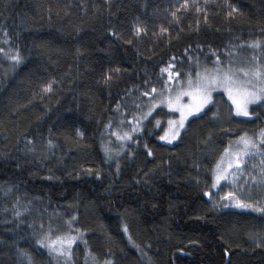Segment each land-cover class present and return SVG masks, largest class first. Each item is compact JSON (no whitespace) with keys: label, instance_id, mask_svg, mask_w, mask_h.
I'll return each instance as SVG.
<instances>
[{"label":"trees","instance_id":"16d2710c","mask_svg":"<svg viewBox=\"0 0 264 264\" xmlns=\"http://www.w3.org/2000/svg\"><path fill=\"white\" fill-rule=\"evenodd\" d=\"M236 60L264 73V0H0V264H264V207L212 179L236 138L264 152V99L111 141L167 78ZM71 233L67 261L48 243Z\"/></svg>","mask_w":264,"mask_h":264},{"label":"rangeland","instance_id":"374dc122","mask_svg":"<svg viewBox=\"0 0 264 264\" xmlns=\"http://www.w3.org/2000/svg\"><path fill=\"white\" fill-rule=\"evenodd\" d=\"M226 67H232L234 70L228 68H224L223 70L221 68L214 67L213 69H204L197 73L201 76L205 74L213 76L216 75L217 72H220L221 74L228 72L233 76L234 81L237 82L236 87H246L251 91L257 92V94L261 97H264V90H262L264 89L263 72L255 67L250 68L244 64L241 66L240 61L237 60L233 61L232 64L228 63ZM245 72L248 73L247 76L244 75ZM257 72L261 74V78H258L255 75ZM197 73L186 79H181L176 74L167 78L161 89L153 90L148 95V101L146 103L144 114H142L141 118L137 121L129 120L131 130L123 133L126 135V138L118 137L120 133H115L114 140H111L113 146L115 145L117 149H121L119 143L121 144L126 139H130L132 136L137 134L141 129L140 124L142 119L149 118L152 112L158 108H164L166 111L174 115L165 122V129L159 137V141L167 145H171L176 142L188 120L201 114L206 106L212 101L211 99L209 103L205 104L199 112L192 111L191 115H188L190 108L195 104L193 97L187 94L191 91L188 87V81L189 79L196 80L198 78ZM245 81H251V83L244 84L243 82ZM215 92H222L226 96L237 116L249 117V115L245 116L242 113H237V105L233 103L232 99H230L229 93L225 87L213 85L211 97ZM233 95L243 107V95L236 91L233 92ZM260 101L261 100H255L247 103L246 108L248 113L251 106ZM182 115L186 116V119H183V126L181 127ZM245 140L249 141V143L246 144L244 142ZM260 144V137L253 138L247 135H242L233 140L227 146L226 150L215 164L212 172L213 187L214 189L219 190L221 189V186H224L225 191L219 196L222 204L235 207L238 206V203L242 204V200L246 201L247 199H253L258 206L264 207V152L260 151ZM114 150L116 149L114 148ZM211 196L212 195L207 194V198L210 199ZM227 201H229L230 204H228ZM77 238H81L79 233L59 235L52 238L48 243V246L52 253L68 261L70 251L75 241H77Z\"/></svg>","mask_w":264,"mask_h":264},{"label":"snow or ice","instance_id":"6c2138e0","mask_svg":"<svg viewBox=\"0 0 264 264\" xmlns=\"http://www.w3.org/2000/svg\"><path fill=\"white\" fill-rule=\"evenodd\" d=\"M13 60H18V56L12 57ZM245 76L248 75L247 72L244 73ZM255 75L258 78H261L260 73H255ZM197 79L192 80L189 79L188 81V87L191 89L190 92H188V95H191L193 97V100L195 101V104L190 108L188 115H191L192 111L199 112L201 108L212 99L211 97V90L213 85H219L222 87H225L226 90L229 93L230 99L233 100V103L237 105V113L243 114L245 116L249 115L246 105L249 102L255 101V100H262L264 97H261L257 92L251 91L250 89L240 86L236 87V81H234L233 76L230 75L228 72L220 73L217 72L216 75L209 76L207 74L201 76L199 73H197ZM244 84L251 83V81H245ZM264 90V89H262ZM239 92L244 97V106L242 107L241 104L237 101L236 97L233 95V92ZM171 106V105H170ZM183 119H186V116L182 115L181 120V127L183 126ZM246 144L249 143V141H244ZM238 206H245L238 203Z\"/></svg>","mask_w":264,"mask_h":264}]
</instances>
